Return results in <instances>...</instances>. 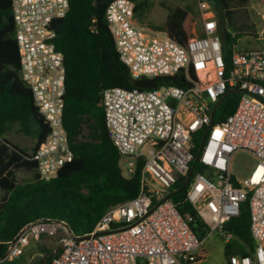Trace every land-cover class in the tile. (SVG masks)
Masks as SVG:
<instances>
[{
	"label": "built area",
	"instance_id": "1",
	"mask_svg": "<svg viewBox=\"0 0 264 264\" xmlns=\"http://www.w3.org/2000/svg\"><path fill=\"white\" fill-rule=\"evenodd\" d=\"M10 1L19 77L48 126L32 160L39 179L49 182L74 158L63 128L65 67L53 28L69 4ZM195 1L200 31L193 28L184 45L162 28L138 25L130 0H112L105 10L107 29L131 80L153 79L156 84L145 89L111 87L100 95L106 131L126 178L142 163L137 195L106 210L83 240L61 222L28 223L5 243L0 263L19 257L31 240L59 235L60 249L48 264H199L206 237L216 231L230 233L224 226L247 201L252 248L248 255L234 253L226 261L264 264V49H232L226 64L211 7L207 0ZM232 93L237 95L234 110L214 122L219 106ZM200 134L197 158L203 173L193 176L186 198L206 225L202 239L167 198L177 178L192 170L193 142ZM241 150L256 164L238 183L230 163ZM146 175L162 189H149Z\"/></svg>",
	"mask_w": 264,
	"mask_h": 264
},
{
	"label": "trees",
	"instance_id": "2",
	"mask_svg": "<svg viewBox=\"0 0 264 264\" xmlns=\"http://www.w3.org/2000/svg\"><path fill=\"white\" fill-rule=\"evenodd\" d=\"M111 1L68 0L66 15L53 22L55 47L62 53L65 67L63 128L74 158L54 179L45 182L39 179L32 155L44 142L48 126L34 106L30 90L19 77L11 1L0 0V191L3 192L0 198V259L5 255V243L28 223L61 222L73 237L81 238L93 230L106 210L133 199L139 191L142 163L136 165L130 178L123 176L120 156L108 137L104 113L99 106L104 89H133L107 29L105 10ZM130 1L134 3L135 19L141 20L150 8V0ZM207 1L216 21L223 58L228 64L236 40L253 35L247 33L240 13L247 0ZM193 20L189 9L169 8L162 29L184 45L191 36ZM169 81L174 83L172 79ZM236 101L237 95L229 94L215 113L214 122L232 113ZM12 128L32 140L29 151L5 138ZM83 129H86L84 136ZM201 140L202 134L193 142L192 170L178 177L167 194L177 211L188 218L190 228L199 239L206 236L207 228L187 200L186 191L195 172L203 173L197 158ZM19 170L31 172L32 179L18 183L15 171ZM187 178L189 181L184 186ZM228 226L236 241L224 247L225 259L234 253L248 255L252 242L247 201L240 203L238 216L230 220ZM50 260L46 258L36 264H48ZM9 261L0 264H11Z\"/></svg>",
	"mask_w": 264,
	"mask_h": 264
},
{
	"label": "rangeland",
	"instance_id": "3",
	"mask_svg": "<svg viewBox=\"0 0 264 264\" xmlns=\"http://www.w3.org/2000/svg\"><path fill=\"white\" fill-rule=\"evenodd\" d=\"M174 7H181L191 11L194 18L191 24V30L195 28L198 34L200 31V23L198 21V10L195 0H150L148 12L142 16L141 20L135 19V21L141 27H147L151 30H155L154 27H159L160 29L163 26L167 10ZM240 13L242 15V22L247 27V33L253 35L237 39L232 49L240 52L264 49V35H261L263 34L261 32L264 28V0H247L242 5ZM205 16L209 18V13H205ZM83 130L82 136L86 134V129ZM5 138L12 144L28 151L33 145L32 140L23 136L16 128H12L6 134ZM255 164L256 159L250 153L242 150L235 152L230 163V172L233 179L238 183H242L250 175ZM124 166L123 163L121 171L123 176L126 177L123 170ZM15 178L18 183L24 184L32 179V173L23 170L15 171ZM146 181L149 183V189L158 191L162 189L149 175H146ZM2 195L3 192L0 191V198ZM228 235H230V244H234L236 240L231 233L224 234L216 231L209 234L203 244L204 258L199 264H227L223 251ZM59 249V235L54 237H41L37 241L31 240L22 254L9 262L11 264H36L39 260L52 258Z\"/></svg>",
	"mask_w": 264,
	"mask_h": 264
},
{
	"label": "water",
	"instance_id": "4",
	"mask_svg": "<svg viewBox=\"0 0 264 264\" xmlns=\"http://www.w3.org/2000/svg\"><path fill=\"white\" fill-rule=\"evenodd\" d=\"M131 84L135 88L145 89V88H155V80L153 79H141V80H131ZM188 178L185 181L184 186L188 183ZM168 198V197H167ZM225 231H230V228L228 225L224 226ZM85 237L78 238L77 240H83Z\"/></svg>",
	"mask_w": 264,
	"mask_h": 264
},
{
	"label": "crops",
	"instance_id": "5",
	"mask_svg": "<svg viewBox=\"0 0 264 264\" xmlns=\"http://www.w3.org/2000/svg\"><path fill=\"white\" fill-rule=\"evenodd\" d=\"M263 19H264V15H263ZM261 33H263V34H261V35H264V28H263V30H262V32Z\"/></svg>",
	"mask_w": 264,
	"mask_h": 264
}]
</instances>
